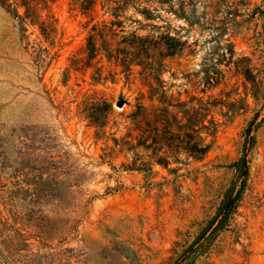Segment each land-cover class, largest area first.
<instances>
[{
    "label": "rangeland",
    "instance_id": "rangeland-1",
    "mask_svg": "<svg viewBox=\"0 0 264 264\" xmlns=\"http://www.w3.org/2000/svg\"><path fill=\"white\" fill-rule=\"evenodd\" d=\"M111 1L0 0V264H264V0Z\"/></svg>",
    "mask_w": 264,
    "mask_h": 264
},
{
    "label": "trees",
    "instance_id": "trees-1",
    "mask_svg": "<svg viewBox=\"0 0 264 264\" xmlns=\"http://www.w3.org/2000/svg\"><path fill=\"white\" fill-rule=\"evenodd\" d=\"M75 1L79 2V0H75ZM111 2H112L111 0H103V3H106L107 5L110 4ZM29 9H30L29 6L25 7V14L22 17L17 15V13H15L16 14L15 16L21 20L30 19V21H32L34 15H31V13L28 12ZM169 12L173 13L176 11H173V7H170ZM232 50H233V47L231 46V52H233ZM199 121H203V119L201 118V119H199ZM156 133L158 134L157 136H159L161 134V135L165 136V138L161 139L160 142H154L155 144H158L161 148H169V144H170L169 141L171 140L170 137H175V138H177V140H179V142H178L179 147L177 148V151L182 152V153L186 154L189 158H192L195 160L202 159L211 148V143H206L205 138L202 137L201 132H199L198 130L197 131L192 130V132H191L194 136L192 141H190V142H192L191 145H190L189 141H184V137H186V135H181V133H177L176 135H174L173 133H171L167 129H165V128L158 129V127L156 129ZM215 133H216V126L208 134L206 133V136L214 137ZM124 145L129 146V148H133V149L135 147L134 145L130 146V143L127 140V137L124 138ZM156 162H158L159 164H161V163L164 164V163H166V158L165 159L164 158L158 159V161H156Z\"/></svg>",
    "mask_w": 264,
    "mask_h": 264
},
{
    "label": "water",
    "instance_id": "water-1",
    "mask_svg": "<svg viewBox=\"0 0 264 264\" xmlns=\"http://www.w3.org/2000/svg\"><path fill=\"white\" fill-rule=\"evenodd\" d=\"M121 106H122L121 103H117V104H116V107H121Z\"/></svg>",
    "mask_w": 264,
    "mask_h": 264
}]
</instances>
